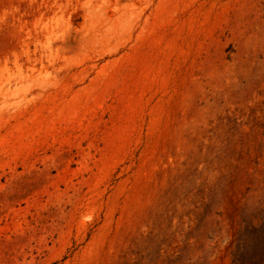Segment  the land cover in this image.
<instances>
[{"label":"rangeland","instance_id":"1","mask_svg":"<svg viewBox=\"0 0 264 264\" xmlns=\"http://www.w3.org/2000/svg\"><path fill=\"white\" fill-rule=\"evenodd\" d=\"M0 264H264V0H0Z\"/></svg>","mask_w":264,"mask_h":264}]
</instances>
